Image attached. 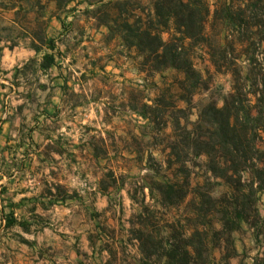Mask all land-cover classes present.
Segmentation results:
<instances>
[{"label":"rangeland","instance_id":"374dc122","mask_svg":"<svg viewBox=\"0 0 264 264\" xmlns=\"http://www.w3.org/2000/svg\"><path fill=\"white\" fill-rule=\"evenodd\" d=\"M140 1L145 8L153 0ZM41 2L26 13V0H0V50L18 42L30 46L26 33L44 30L62 54L56 58L58 68L42 70L43 53L19 68L26 73V82H20L26 83V94L6 97L10 91L0 88V123L38 126L35 139L43 161L32 168L46 178L26 180L41 193L32 203H56L63 213L69 211L62 216L67 220L73 213L72 219L79 221V236L72 243L78 264H165L164 250L174 243L183 247L194 230L207 244L210 264L224 255L231 257L230 264H252L259 249L248 225L222 221L223 212L231 211L226 186L205 172L201 158L184 157L188 172L178 165L168 170V151L160 138L154 139L153 126L129 108L130 101L136 106L142 98L150 104L160 90L174 95L182 76L166 70L144 80L135 71L133 53L117 41H106L104 27L85 14L87 5L61 9L54 2ZM207 2L212 6L213 0ZM162 38L168 41L170 35ZM189 54L204 89L192 96L190 105L179 102L177 107L194 123L202 105H222L232 80L213 67L204 47H190ZM0 73L8 80L7 72ZM13 99L20 102L13 105ZM169 133L168 127L164 134ZM257 147L264 151V131ZM188 173L190 187L185 186ZM164 180H177L187 192L179 204L161 202L158 184ZM263 207L261 200V214ZM66 247L57 254L68 253Z\"/></svg>","mask_w":264,"mask_h":264},{"label":"trees","instance_id":"16d2710c","mask_svg":"<svg viewBox=\"0 0 264 264\" xmlns=\"http://www.w3.org/2000/svg\"><path fill=\"white\" fill-rule=\"evenodd\" d=\"M41 1L26 0L30 5L26 13L42 6ZM48 1L61 9L73 3L87 5L85 14L104 27L106 41H117L129 55L133 53L135 71L144 80L166 70L182 76L174 95L160 90L150 104L142 98L136 106L130 101L129 108L153 126L154 139L160 138L168 151V170L178 165L188 172L184 157L203 159L205 172L220 180L229 193L231 211L223 212L222 221L248 225L259 249L252 264H264V207L262 214L258 210L264 201V151L257 147L264 131V0H213L212 6L207 0H153L145 8L140 0ZM164 33L170 35L168 41L163 40ZM26 35L30 49L43 53L39 67L58 68L56 58L62 54L55 41L44 30ZM197 46L207 50L218 72L231 77L232 90L220 107L202 105L191 123L177 103L190 105L192 96L204 89L189 54L190 47ZM189 177L190 173L186 187H190ZM183 191L177 180L158 184L160 200L166 204H179L187 195ZM163 256L165 264H210L207 244L198 230L191 232L183 247L170 244ZM230 258L224 255L211 264H230Z\"/></svg>","mask_w":264,"mask_h":264},{"label":"crops","instance_id":"0c3cea01","mask_svg":"<svg viewBox=\"0 0 264 264\" xmlns=\"http://www.w3.org/2000/svg\"><path fill=\"white\" fill-rule=\"evenodd\" d=\"M36 56L26 43L18 42L11 48L2 46L0 71L7 72L4 78L8 80L0 78V88L10 91L6 97L24 90L26 94V83H20L26 82V73L22 75L19 68ZM18 102L13 99V105ZM37 133L38 126L0 123V264H78L72 243L79 236V221L72 219L73 213L67 220L62 216L69 211L65 209L63 213L62 206L56 203H32L41 193L26 180L45 177L32 168L36 161H43L38 154ZM66 221L71 224L66 225ZM63 223L68 226L64 231ZM63 244L68 253L59 255L57 251Z\"/></svg>","mask_w":264,"mask_h":264}]
</instances>
